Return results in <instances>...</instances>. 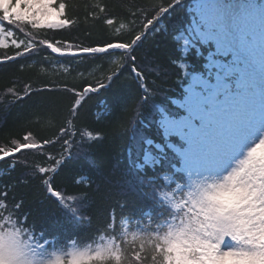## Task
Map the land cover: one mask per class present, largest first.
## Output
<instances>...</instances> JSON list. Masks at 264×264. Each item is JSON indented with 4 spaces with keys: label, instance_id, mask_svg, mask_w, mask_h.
<instances>
[{
    "label": "snow or ice",
    "instance_id": "6c2138e0",
    "mask_svg": "<svg viewBox=\"0 0 264 264\" xmlns=\"http://www.w3.org/2000/svg\"><path fill=\"white\" fill-rule=\"evenodd\" d=\"M87 20L103 27L87 43L47 34ZM9 41L0 64L76 77L0 94L5 111L36 97L51 133L0 146V264H264V0H99L84 21L67 0H4ZM114 136L127 162L109 167Z\"/></svg>",
    "mask_w": 264,
    "mask_h": 264
},
{
    "label": "trees",
    "instance_id": "16d2710c",
    "mask_svg": "<svg viewBox=\"0 0 264 264\" xmlns=\"http://www.w3.org/2000/svg\"><path fill=\"white\" fill-rule=\"evenodd\" d=\"M68 3L73 4L80 16L81 21H84L85 13H91V6L95 5L99 0H67ZM110 4L121 3L123 0H108ZM138 3H146L147 0H137ZM190 0H185V3H189ZM75 19V17H73ZM185 19L182 12H178L174 23L182 22ZM94 22L87 20L81 23L79 27L72 28L71 31H49L47 34L49 37L55 36L58 40L62 37L73 38L74 43H79L83 40L87 43V34L89 31L92 32V38H97L103 32V27L100 24L90 27ZM9 47L5 48L0 46V57L4 55H14V48L11 46L10 41L8 42ZM164 52H167V48L164 45L161 46ZM43 55V53H41ZM35 59V58H33ZM26 61L21 59L15 62L0 64V94H3L8 88L15 87L17 89L23 88L26 83H32L38 77L40 79H60L68 82L70 87L72 83L75 82L76 74L63 75L62 68L63 63L60 65H52L56 71L53 73L51 68L47 65H37L33 68L29 65L24 71H17L21 64ZM127 75V73L125 74ZM38 84H33V87H39ZM174 90L177 97L180 96V89L176 87L175 84L170 85ZM45 95H63V94H53L46 93ZM116 95V90H109L107 93L101 92L98 97H93L90 101L89 111L93 118L99 119L100 115L103 114V102H111ZM40 101L36 97H32L24 103L17 105L11 110L5 111L0 110V146H3L7 139H20L28 132H33L42 137L49 136L50 124L49 121L43 116L41 110L37 107ZM104 121L99 124H94L93 128L102 127ZM30 145L25 144L23 141L16 144L13 149L19 151L22 147H29ZM101 152L104 154L106 163L109 167L119 163L121 166L127 162V151L119 136H114L111 143L105 142L101 148ZM17 159L24 160L27 158L26 163L40 162L42 157L35 152H24L22 155L16 157ZM12 163L9 160L0 161V168L4 170L8 165ZM50 215V213H49ZM51 223V219L48 221Z\"/></svg>",
    "mask_w": 264,
    "mask_h": 264
},
{
    "label": "rangeland",
    "instance_id": "374dc122",
    "mask_svg": "<svg viewBox=\"0 0 264 264\" xmlns=\"http://www.w3.org/2000/svg\"><path fill=\"white\" fill-rule=\"evenodd\" d=\"M3 2H4V0H0V3H3ZM2 172H3V169L0 168V174H2Z\"/></svg>",
    "mask_w": 264,
    "mask_h": 264
}]
</instances>
